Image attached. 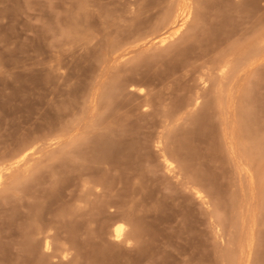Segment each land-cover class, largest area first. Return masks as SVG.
<instances>
[{
	"label": "rangeland",
	"instance_id": "374dc122",
	"mask_svg": "<svg viewBox=\"0 0 264 264\" xmlns=\"http://www.w3.org/2000/svg\"><path fill=\"white\" fill-rule=\"evenodd\" d=\"M0 173V264H264V0H0Z\"/></svg>",
	"mask_w": 264,
	"mask_h": 264
},
{
	"label": "bare ground",
	"instance_id": "6f19581e",
	"mask_svg": "<svg viewBox=\"0 0 264 264\" xmlns=\"http://www.w3.org/2000/svg\"><path fill=\"white\" fill-rule=\"evenodd\" d=\"M184 19V17H183ZM181 19V23L178 24L177 22H173L172 25H174L173 27V32L172 33H168L166 36L162 37L160 40V43H163L167 38H169L172 35H175L179 32V30L181 29L184 20ZM251 48V44L249 45V49ZM195 100L196 99H189L185 105H195ZM197 103V102H196ZM256 122V117L252 114H250L249 112H242V115L240 116V120H239V126H240V130L243 132L244 135V147L248 149H254L256 148L255 145L253 144V142L251 141V132L249 131V129L252 127V125H254ZM106 143H110V142H106ZM102 144L100 146L95 145V162H104L106 160H109L111 158V154L115 151L114 147L111 146V144ZM180 145L182 146L183 143L180 142ZM256 156L259 157V159L261 158V151L259 150V148L256 150ZM162 157L163 160L165 162V166L166 169L169 173L173 172L174 167L172 166V163L168 161V159L165 156V153L162 152ZM261 160H258L259 164L261 165ZM12 166V165H11ZM7 170V169H5ZM1 175V173H0ZM194 184H198L197 182H194ZM264 185V184H263ZM196 196L199 199H203V197L201 196V192L199 190L195 191ZM36 230V234L38 235H43V242H48V234L50 231V228H46V227H37ZM112 237L116 242H130V240L126 237H123V227L121 224L115 225L112 229ZM189 239V238H188ZM185 239V240H188ZM45 248H47V245H45Z\"/></svg>",
	"mask_w": 264,
	"mask_h": 264
}]
</instances>
